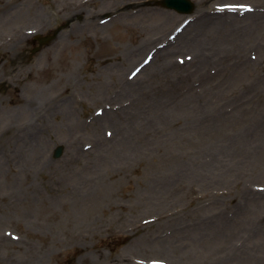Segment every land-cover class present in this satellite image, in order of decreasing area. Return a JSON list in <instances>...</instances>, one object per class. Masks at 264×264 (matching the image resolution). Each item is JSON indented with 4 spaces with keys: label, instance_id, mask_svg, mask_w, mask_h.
<instances>
[{
    "label": "rangeland",
    "instance_id": "374dc122",
    "mask_svg": "<svg viewBox=\"0 0 264 264\" xmlns=\"http://www.w3.org/2000/svg\"><path fill=\"white\" fill-rule=\"evenodd\" d=\"M156 1L0 0V264H264V0Z\"/></svg>",
    "mask_w": 264,
    "mask_h": 264
},
{
    "label": "bare ground",
    "instance_id": "6f19581e",
    "mask_svg": "<svg viewBox=\"0 0 264 264\" xmlns=\"http://www.w3.org/2000/svg\"><path fill=\"white\" fill-rule=\"evenodd\" d=\"M215 225V223H208V224H203L202 226H199L202 230H203V235L205 236H208V237H211V236H215V237H220V238H226L228 237V235L230 234V232L227 231V229L225 227H218V226H213ZM239 230H236V231H233L234 233L235 232H238ZM241 231V230H240ZM255 231H259L260 234H263L264 232V227H259L257 228V230ZM254 231V232H255ZM245 233H247V231H245ZM247 235V234H245ZM230 238H234L235 236L233 234H231L229 236ZM264 240V235L261 236V237H248L246 240H248L249 242H252L253 240ZM191 240H195V239H191ZM187 239L185 240V245H184V248L187 250L189 248H192V247H196V248H199L201 249L199 246H197L196 244H193L192 245H188L187 246ZM192 242H195V241H192ZM242 245V244H241ZM237 246V248H241L242 246L244 247V244L242 246ZM207 249V248H206ZM225 250H206L204 253L202 252V249H201V260H203L204 262H212L214 261V258H218L220 256H223V257H226V259L228 258V255H226V253L224 252ZM235 254V253H234Z\"/></svg>",
    "mask_w": 264,
    "mask_h": 264
},
{
    "label": "water",
    "instance_id": "95a60500",
    "mask_svg": "<svg viewBox=\"0 0 264 264\" xmlns=\"http://www.w3.org/2000/svg\"><path fill=\"white\" fill-rule=\"evenodd\" d=\"M159 4L168 9L176 10L182 14H190L195 9V5L190 0H162L159 2ZM60 151L61 150H57L56 156L60 155Z\"/></svg>",
    "mask_w": 264,
    "mask_h": 264
}]
</instances>
